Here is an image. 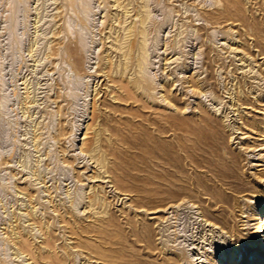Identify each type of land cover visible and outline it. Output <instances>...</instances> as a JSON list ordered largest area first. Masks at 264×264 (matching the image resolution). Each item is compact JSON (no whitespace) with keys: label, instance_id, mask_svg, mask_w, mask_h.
Instances as JSON below:
<instances>
[{"label":"rangeland","instance_id":"rangeland-1","mask_svg":"<svg viewBox=\"0 0 264 264\" xmlns=\"http://www.w3.org/2000/svg\"><path fill=\"white\" fill-rule=\"evenodd\" d=\"M240 1L0 0V264H261L264 6Z\"/></svg>","mask_w":264,"mask_h":264},{"label":"bare ground","instance_id":"bare-ground-1","mask_svg":"<svg viewBox=\"0 0 264 264\" xmlns=\"http://www.w3.org/2000/svg\"><path fill=\"white\" fill-rule=\"evenodd\" d=\"M233 3H234V14H232V16H236V17H238L239 19L242 18L243 21H246L247 17H245V15H244L243 12H242V8L240 7V3H241V1H240V0H233ZM263 6H264V0H263ZM263 10H264V7H263ZM220 15H223V12H221ZM256 19H257V17L254 16V17H253L254 23H255V24L257 23V25H258V27H259V23H258L259 21H256ZM259 29L261 30L262 28H259ZM259 34H260V33H259ZM258 37L263 38L262 36H258ZM258 37L256 38V44H257V46H259V47L261 46L262 50H264V44L262 43L261 40H259ZM260 52H261V51H260ZM241 60H243V58H241ZM241 100L245 103V102H248L250 99L247 97V98H244V99H241ZM239 101H240V99H239ZM263 208H264V206L260 208V212H259V214H261V212L263 211ZM263 215H264V214H263ZM111 222H112V221H109L110 224H111ZM260 223H261L260 229H261V232H262V231H264V220H263V222L260 221ZM108 225H109V224H108ZM101 233H102V232H101ZM237 253H238V251H237L236 249H235V250H232V252H231V254H232V261H233V264H247L246 261L239 262L238 260H236L235 256L237 255ZM254 263H255L254 260H252V261L250 262V264H254ZM259 263L264 264V256H263V260L260 261ZM217 264H224V262H219V261H218Z\"/></svg>","mask_w":264,"mask_h":264}]
</instances>
